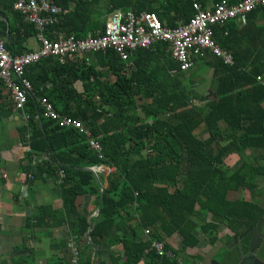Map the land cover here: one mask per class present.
I'll list each match as a JSON object with an SVG mask.
<instances>
[{"label":"trees","instance_id":"16d2710c","mask_svg":"<svg viewBox=\"0 0 264 264\" xmlns=\"http://www.w3.org/2000/svg\"><path fill=\"white\" fill-rule=\"evenodd\" d=\"M48 1L61 9L57 21L45 28L50 39L100 34L107 16L116 10L153 12L166 27L195 13L192 0ZM196 1L205 7V0ZM13 3L0 0V18L5 20L0 19V38L5 40L8 34L6 48L16 56L30 51L27 42L37 30L24 22ZM213 30L215 43L231 55L232 65L213 55L194 61L192 69L202 62L211 72L206 94L197 89L189 73L192 69L177 71L166 42L133 51L126 62L106 50L69 56L65 64L47 58L25 69L32 91L18 110L25 122L17 130L28 148L19 170L27 187L46 179L55 181L62 206L36 207L24 221V232L33 236L34 230L66 225L80 250L77 264H181L166 238L177 234L180 250H185L198 244L195 233L200 230L213 245L221 227L236 232L264 218V209L256 202L228 199L229 192L254 190V177L264 180L263 9L249 13L244 25L234 20ZM42 98L57 113L80 121L101 151L91 150L89 137L78 129L59 127L44 117ZM192 99L203 104L193 107ZM3 100L8 101L2 109L12 110L13 101L0 81ZM201 127L206 138L196 134ZM247 152L252 161H242L233 170L225 165L228 156L243 159ZM89 167L111 170L90 234L98 247L95 260L84 239L104 178L80 170ZM86 197H94L89 213L82 209L84 202H77ZM145 230L147 239H136ZM154 241L164 242L174 257L158 256ZM24 243L14 248L21 256L12 264H33V251ZM117 245L120 251L105 252ZM56 247L64 257L50 264H72L68 244L59 242Z\"/></svg>","mask_w":264,"mask_h":264},{"label":"built area","instance_id":"2783aa9c","mask_svg":"<svg viewBox=\"0 0 264 264\" xmlns=\"http://www.w3.org/2000/svg\"><path fill=\"white\" fill-rule=\"evenodd\" d=\"M192 1L194 15L187 21H178L174 27L163 26L153 12L134 14L129 10H116L107 16L100 34L83 38L70 35L66 38L60 36L50 39L44 34L45 28L57 21L61 9L48 0H14L13 9L22 15L24 22L36 28L35 39L38 47L12 56L6 48L8 41L0 38V81L8 90L14 108L18 111L23 109L27 96L32 91L31 84L24 78L25 69L47 58L57 59L60 64H65L69 56L86 57L100 51L113 50L126 62L131 52L166 42L170 45L172 59L178 65L177 71L191 70L196 59L207 55H213L220 58L224 64L232 65L231 55L215 43L213 29L234 20L245 24L247 15L258 8L263 9L264 15V0H239L236 3L220 0L211 9H203L196 0ZM175 72L172 71V74ZM257 81H261V78L257 77ZM202 104L198 100H190L193 107ZM39 105L44 117L55 121L59 127L78 129L89 137L88 146L91 150L101 151L99 142L90 138L89 131L80 121L57 113L46 98L40 99ZM26 189L27 185L24 184V197ZM144 234L148 235L149 231L145 230ZM69 247L72 251L71 263L77 264L79 250L74 243ZM152 248L160 257H174L171 251L165 249L164 242L154 241Z\"/></svg>","mask_w":264,"mask_h":264},{"label":"crops","instance_id":"0c3cea01","mask_svg":"<svg viewBox=\"0 0 264 264\" xmlns=\"http://www.w3.org/2000/svg\"><path fill=\"white\" fill-rule=\"evenodd\" d=\"M215 3V0H205L203 9H211ZM32 40L36 43V47L30 46ZM37 47L38 42L35 38L28 40L27 48L29 50L37 49ZM7 101H0V261L7 264L16 262L21 255L14 248L20 247L24 243V238L29 237L24 244L33 251V264H50L55 258L64 257L63 251H59L56 247L57 244L66 242L69 247L74 243V240L70 237L66 225L52 229L34 230L33 236L23 231L25 219L33 214L36 207L49 205L53 209H60L62 203L58 197L55 181L51 179H46L44 183L40 181L32 183L27 187L25 197L23 196L22 186L26 184V179L24 173L19 170V164L28 148L22 144L17 128L25 122V118L14 107L10 111L3 110L2 107ZM196 134L202 138L208 136L202 127L197 130ZM262 181L263 183L259 185L256 183V188H259L261 193L264 192V180L262 179ZM234 193L229 192L228 199H239L233 197ZM82 199L79 198L77 202L81 204L84 202L82 209L87 213L91 212L94 208V197H86L84 201ZM256 204L264 209V197H256ZM95 212L96 210L88 219L93 217ZM206 218V221H209V216ZM229 234L228 229L221 227L216 243L211 245L208 242V237L197 230L195 236L198 239V244L185 250H180L181 239L177 234L166 238L165 243L177 252V259L181 264H209V261L214 257L216 248L226 241ZM136 239H147V235L141 231ZM115 250L120 251L121 246L108 247L105 252L109 253ZM69 253L72 256L71 249Z\"/></svg>","mask_w":264,"mask_h":264},{"label":"water","instance_id":"95a60500","mask_svg":"<svg viewBox=\"0 0 264 264\" xmlns=\"http://www.w3.org/2000/svg\"><path fill=\"white\" fill-rule=\"evenodd\" d=\"M8 40L7 34L6 41ZM80 170L92 172L95 177L97 173H102L104 177V182L100 188L99 204L84 239L85 243L92 248V260H95L98 247L92 243L90 234L94 228V222L100 215L104 190L108 185L109 170L102 167L80 168ZM213 256L209 264H264V218L246 228L230 232L226 241L216 248Z\"/></svg>","mask_w":264,"mask_h":264},{"label":"rangeland","instance_id":"374dc122","mask_svg":"<svg viewBox=\"0 0 264 264\" xmlns=\"http://www.w3.org/2000/svg\"><path fill=\"white\" fill-rule=\"evenodd\" d=\"M30 46L36 47V43L32 40L30 42ZM189 73L194 75V81L198 83L197 89L202 92L203 94H206L208 89L211 87V72L210 70L202 63L199 62L198 65L192 69ZM201 80V81H199ZM249 160L252 161L253 158L250 156L249 152L246 153V156L243 159H240L236 155H230L225 159V165L230 168L231 170L237 168L242 161ZM253 183L259 185L260 183H263L261 177H254ZM260 189L255 188L254 190H240L238 192H235L233 197H238L239 199H247L252 200L256 202V197L263 196L264 192L261 193ZM186 264V263H185Z\"/></svg>","mask_w":264,"mask_h":264}]
</instances>
